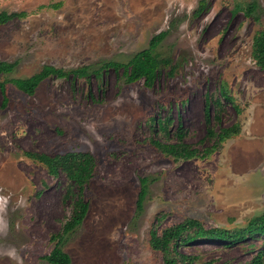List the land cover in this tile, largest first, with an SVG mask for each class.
Segmentation results:
<instances>
[{"label": "rangeland", "instance_id": "obj_1", "mask_svg": "<svg viewBox=\"0 0 264 264\" xmlns=\"http://www.w3.org/2000/svg\"><path fill=\"white\" fill-rule=\"evenodd\" d=\"M251 1L207 0L195 13L200 0H0V11H25L0 23V59L19 62L9 76L28 77L45 64L127 61L162 30L168 34L159 50L178 64L173 73L164 68L152 87L128 83L114 69L104 72L103 85L96 77L74 82L53 75L29 95L10 84L5 108L0 89V264H51L50 235L73 208L63 196L65 173L49 174L28 150L95 156L90 209L63 246L72 264H162V253L149 244L154 225L160 230L197 217L233 228L264 212V68L253 56L264 0L247 14ZM223 83L234 101L226 102L221 124L238 122V134L206 157L181 160L151 143L150 118L170 113L173 127L179 116L188 127L186 140L208 145L201 142L205 93L220 95ZM143 179L148 193L139 212ZM260 248L264 242L254 238L180 250L205 264H244Z\"/></svg>", "mask_w": 264, "mask_h": 264}, {"label": "trees", "instance_id": "obj_2", "mask_svg": "<svg viewBox=\"0 0 264 264\" xmlns=\"http://www.w3.org/2000/svg\"><path fill=\"white\" fill-rule=\"evenodd\" d=\"M207 0H200L195 13H200L206 6ZM62 3H57L56 6ZM258 7L257 1L249 2L245 9L247 14H252ZM25 11H0V23L6 22L16 16L24 15ZM258 19V16H256ZM168 30H162L152 36L149 45L137 51L129 60L116 59L104 60L98 67L92 68L90 64L74 67L56 66L45 64L39 71L28 77L9 76L17 68L18 61L0 59V89L2 92L1 106L5 108L9 101V85L13 84L22 92L33 95L38 86L49 77L55 75L61 78H71L76 82L81 77H96L103 85L104 72L109 69L122 71L124 79L128 83L144 80L148 87H152L164 68H169V73L177 68L171 55L163 54L159 49ZM253 56L258 65L264 68V28L255 32L253 37ZM220 95L213 92L205 93V127L206 132L201 142L209 144L199 147L187 139L189 129L183 123L181 116L178 124L175 117L167 113L165 115H152L150 126L154 136L151 143L165 155L175 160L192 157H206L219 149L226 140L235 136L240 131V124L222 125V116L226 112V102L234 101L228 86L223 83L219 89ZM215 107L213 112L212 108ZM26 154L45 165L49 174L57 176L65 173L69 180L64 193V199L73 202L72 212L63 223L61 229L50 235V241L54 243L52 249L45 255L51 264H72L70 254L63 248L64 242L70 232L80 226L89 209L90 197L87 195L89 183L96 175L95 156L89 151H68L65 153L50 154L44 151H26ZM148 193L147 180L143 179L138 201L137 211L144 207V201ZM261 238L264 242V212L254 215L246 225L227 228L222 226H207L203 220L197 217H186L184 220L169 224L162 229L154 225L150 230V246L162 253V264H205L202 256L181 251L184 246L192 245L199 241L217 240L226 245L241 243L246 240ZM253 243V242H251ZM264 249L260 248L254 256L244 264H263Z\"/></svg>", "mask_w": 264, "mask_h": 264}, {"label": "clouds", "instance_id": "obj_3", "mask_svg": "<svg viewBox=\"0 0 264 264\" xmlns=\"http://www.w3.org/2000/svg\"><path fill=\"white\" fill-rule=\"evenodd\" d=\"M2 199H3V198L0 197V200H2ZM0 211H3V207H2V206H0ZM8 255H9L10 257H12L13 259H15V258H16V252H15V250L10 251V252L8 253Z\"/></svg>", "mask_w": 264, "mask_h": 264}]
</instances>
